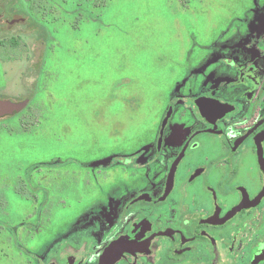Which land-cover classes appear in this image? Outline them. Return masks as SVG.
Returning <instances> with one entry per match:
<instances>
[{"label": "flooded vegetation", "instance_id": "flooded-vegetation-1", "mask_svg": "<svg viewBox=\"0 0 264 264\" xmlns=\"http://www.w3.org/2000/svg\"><path fill=\"white\" fill-rule=\"evenodd\" d=\"M188 41L153 124L77 161L84 204L28 264H264V0Z\"/></svg>", "mask_w": 264, "mask_h": 264}, {"label": "rangeland", "instance_id": "rangeland-1", "mask_svg": "<svg viewBox=\"0 0 264 264\" xmlns=\"http://www.w3.org/2000/svg\"><path fill=\"white\" fill-rule=\"evenodd\" d=\"M238 1L0 0V100L26 101L0 117V264L60 246L42 233L84 204L77 161L104 166L113 131L150 127L188 34H210Z\"/></svg>", "mask_w": 264, "mask_h": 264}, {"label": "water", "instance_id": "water-1", "mask_svg": "<svg viewBox=\"0 0 264 264\" xmlns=\"http://www.w3.org/2000/svg\"><path fill=\"white\" fill-rule=\"evenodd\" d=\"M25 104H26V101L13 102V101L0 100V117L12 114L13 112L23 107Z\"/></svg>", "mask_w": 264, "mask_h": 264}, {"label": "trees", "instance_id": "trees-1", "mask_svg": "<svg viewBox=\"0 0 264 264\" xmlns=\"http://www.w3.org/2000/svg\"><path fill=\"white\" fill-rule=\"evenodd\" d=\"M14 39H15V38H11L9 43H11V42L13 43V42H14V41H13ZM14 43H15V42H14Z\"/></svg>", "mask_w": 264, "mask_h": 264}]
</instances>
